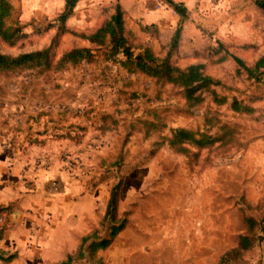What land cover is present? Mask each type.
I'll return each instance as SVG.
<instances>
[{
  "label": "rangeland",
  "instance_id": "obj_1",
  "mask_svg": "<svg viewBox=\"0 0 264 264\" xmlns=\"http://www.w3.org/2000/svg\"><path fill=\"white\" fill-rule=\"evenodd\" d=\"M173 1L183 3L185 17L165 0H79L61 25L64 0H10L4 26L22 36L13 45L0 38V52L49 47L50 67L0 72V245L18 254L8 264H41L43 253L30 254H40L50 236L64 240L65 253L76 249L71 264L99 257L104 264H217L248 217L255 241L238 262L264 264V64L250 75L234 59L253 66L264 57V11L254 0ZM116 4L134 53L149 47L179 67L202 65L226 103L205 92L188 106L181 88L128 71L122 54L108 58V39L91 43L85 36L110 20ZM78 47L90 48L93 60L59 62ZM234 98L254 111L234 112ZM221 124L232 128L233 142L187 155L160 144L172 127L213 133ZM53 180L60 187L50 193ZM117 186L114 218H104ZM40 201L51 210H39ZM123 220L90 259L89 244ZM47 248L46 264L65 259Z\"/></svg>",
  "mask_w": 264,
  "mask_h": 264
},
{
  "label": "trees",
  "instance_id": "obj_2",
  "mask_svg": "<svg viewBox=\"0 0 264 264\" xmlns=\"http://www.w3.org/2000/svg\"><path fill=\"white\" fill-rule=\"evenodd\" d=\"M78 1L79 0H64L63 10L58 16V21L61 25H63L66 19L71 15L73 8ZM165 1L180 17H185L186 7L183 3L175 2L173 0ZM254 4L264 11V0H254ZM12 10L13 6L10 0H0V38L10 45L15 44L22 36L18 30L4 26L5 20L11 15ZM180 30L181 27L179 25L172 36V46L176 44L180 35ZM85 37L91 43L97 45H103L106 42V39H108V58L117 54H122L124 58L120 61V65L128 71L139 72L151 78L181 88L188 106H196L200 104L204 99L205 92L211 93L214 96V101L218 104H224L227 101L225 96H218L211 88V86L216 85L218 81L214 80L210 75L205 74L202 65L190 64L186 67H179L172 63L169 55L160 58L156 56L149 47H145L142 51L134 53L128 43L123 12L119 4H116L115 12L109 21H106L96 29L95 32ZM94 56L95 55L90 48H72L61 55L59 62L72 64H77L82 61L91 62ZM234 59L250 75H252L254 71H258L264 64V57L259 58L253 66H246L244 61L238 57H235ZM31 67H50L49 47L30 52H22L17 55L0 52V72ZM260 73L264 74V71ZM230 107L234 112L251 113L254 111L252 107L235 98L230 102ZM107 115L108 114H102V125L107 120ZM210 123V120H205L206 125L209 126ZM234 134L232 128L226 124H221L218 127V130L213 133H210L208 130L201 131L186 127H172L169 129V134L162 138L160 144L167 145L169 149L176 153L187 155L191 152V148L197 150L204 148L211 149L215 144L218 146L229 144L233 142ZM117 188L118 186L115 187L110 194L104 218L109 215L114 218L113 215L117 206ZM2 209L5 208H0V213ZM245 220L247 225L246 231L238 235L236 245L225 251L220 256L217 264H239L238 261L241 259L243 253L253 246L255 237L251 232H253L256 221L252 217H248ZM124 226V220L119 224L114 223L110 227L107 237L92 241L87 249L89 258H95L97 251L107 248ZM3 236L4 229L0 225V240ZM89 238L90 235H85L81 238L78 251L76 252L78 257L84 256L83 245ZM17 255L18 254L15 251L0 248V263L8 264L16 259ZM74 256V253H69L66 255L65 259L58 264H71ZM96 263L104 264L100 257L96 259Z\"/></svg>",
  "mask_w": 264,
  "mask_h": 264
},
{
  "label": "crops",
  "instance_id": "obj_3",
  "mask_svg": "<svg viewBox=\"0 0 264 264\" xmlns=\"http://www.w3.org/2000/svg\"><path fill=\"white\" fill-rule=\"evenodd\" d=\"M40 204H38L39 205V210H41V208L43 209V208H45L46 210H51V208H47L48 206H49V204H47V203H45L44 201H40L39 202ZM51 207V206H50ZM38 210V211H39ZM43 211H44V209H43ZM45 212V211H44ZM4 237H5V235L3 236V238L1 239V240H3L4 239ZM81 239V238H80ZM1 240H0V242H1ZM48 240L49 241H47L48 243H43V245H45V247H43V249H41L40 251V254H38L37 253V250H35V249H33L32 250V253L30 254L31 256L30 257H32L33 256V258L32 259H34V258H36V257H38L39 255H40V257L42 258V253L44 254V256H43V258H42V260H41V264H43V263H45L46 261H48L50 258L46 255L47 254V252H48V248H47V246H49V247H51V249H52V247H55V248H57V249H60V254H62V255H67V254H69V253H73L74 251H76V249L73 251V252H70V250H68L66 253H65V248H66V243L64 242V240L63 239H60V238H57V237H52V236H50L49 238H48ZM0 248H2V249H4V250H9V249H6V248H3L1 245H0ZM9 251H11V250H9ZM58 251V250H57ZM56 251V252H57ZM59 252V251H58ZM65 253V254H64ZM64 258H62L61 259V261L63 260ZM15 260V259H14ZM33 262H31L30 264H35L34 263V260H32ZM47 263V262H46ZM45 263V264H46Z\"/></svg>",
  "mask_w": 264,
  "mask_h": 264
},
{
  "label": "built area",
  "instance_id": "obj_4",
  "mask_svg": "<svg viewBox=\"0 0 264 264\" xmlns=\"http://www.w3.org/2000/svg\"><path fill=\"white\" fill-rule=\"evenodd\" d=\"M59 185H60L59 182H56L55 180H53L51 182V188L49 189V192L50 193L57 192L59 190V187H60ZM0 219H1V217H0Z\"/></svg>",
  "mask_w": 264,
  "mask_h": 264
}]
</instances>
